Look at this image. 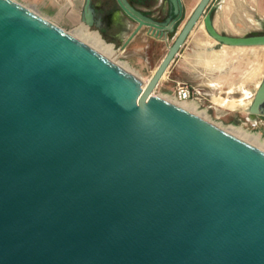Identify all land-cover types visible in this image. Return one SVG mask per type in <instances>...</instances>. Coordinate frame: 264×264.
I'll return each instance as SVG.
<instances>
[{"label":"water","instance_id":"95a60500","mask_svg":"<svg viewBox=\"0 0 264 264\" xmlns=\"http://www.w3.org/2000/svg\"><path fill=\"white\" fill-rule=\"evenodd\" d=\"M116 0L173 43L140 77L17 0H0V264H264V150L154 95L199 22L216 42L264 33L213 25L212 0L185 21ZM82 23L102 29L93 0ZM264 120V78L247 109ZM252 121V120H251Z\"/></svg>","mask_w":264,"mask_h":264},{"label":"rangeland","instance_id":"374dc122","mask_svg":"<svg viewBox=\"0 0 264 264\" xmlns=\"http://www.w3.org/2000/svg\"><path fill=\"white\" fill-rule=\"evenodd\" d=\"M17 1L54 22L50 14L38 10V7L30 0ZM251 19V22L240 20L243 25L236 28H225L222 33L233 36L264 33V26L259 24L260 21L253 16ZM83 28L90 32H98L106 43L113 46V53L109 55V58L140 77L144 82L151 78L161 62L160 59L130 58L127 52L121 51L116 43L106 39L96 27L84 26ZM64 29L78 36L79 28ZM193 31L191 40L182 47L175 66L170 72L168 71L155 89L154 95L177 102L175 99L177 87L180 83H185L194 89V98L187 103H194L197 106L195 112H203L204 114H201L206 119L226 130L236 127L264 139V120L251 121L246 109L250 104L248 100L252 101L259 83L264 78V46L230 47L222 45L210 38L203 24H198ZM174 39L175 35H170L169 42L163 50L160 45H152L149 52L161 54L166 52ZM243 96L249 98L245 100L246 103H244ZM227 98L242 100L243 103L240 106L228 108L217 101Z\"/></svg>","mask_w":264,"mask_h":264},{"label":"crops","instance_id":"0c3cea01","mask_svg":"<svg viewBox=\"0 0 264 264\" xmlns=\"http://www.w3.org/2000/svg\"><path fill=\"white\" fill-rule=\"evenodd\" d=\"M30 1L38 7V10L43 12L45 11L50 14L54 23L60 27H84V24L82 23V13L85 0ZM129 1L143 14L156 20H164L169 14L170 5L168 0ZM199 2L200 0H182L185 9V21L192 14ZM93 5L97 14L100 16V22L102 25V29L100 31L104 34L106 39L112 43H116L121 51L127 52L130 58H152L160 60L164 58L168 50L166 52H162V54L153 51L149 52V50L152 45H160L163 50L165 45L168 44L169 39H158L149 33L148 28H143L133 38L129 45L123 49L124 43L137 27V24L122 13L116 0H93ZM208 10H211L213 25L220 33H222V30L225 28L240 27L241 24L243 25L240 20L251 22L252 16L256 17L260 21V25L264 26V0H212ZM198 24L203 23L199 22ZM193 32L188 37L184 46L191 40ZM222 34L228 35L227 33ZM179 56L180 53L176 56L169 72L175 66ZM248 99V97L245 98V96H243L244 103H246L245 100ZM251 102L252 101L248 100V103L251 104ZM250 104L248 106H250ZM246 109H248V107Z\"/></svg>","mask_w":264,"mask_h":264},{"label":"bare ground","instance_id":"6f19581e","mask_svg":"<svg viewBox=\"0 0 264 264\" xmlns=\"http://www.w3.org/2000/svg\"><path fill=\"white\" fill-rule=\"evenodd\" d=\"M77 37L82 39L83 41L87 42L88 44H90L91 46H93L94 48L99 50L101 53H103L107 57H109V55L111 53H113V46L111 44L106 43L101 38L99 33L96 32V31L90 32L86 28L81 27V28H79V33H78ZM220 64H222V63H220ZM217 101H218V103L220 105H222L224 107H228V108L235 107V106L237 107V106H239V105H241L243 103L242 100H234V99H222V100L218 99ZM174 103H177L180 106H182V107H184V108H186V109H188V110H190V111H192V112L204 117L203 116V114H204L203 112H201L203 114L195 112L197 106L194 103L193 104H189L187 102H183V103L182 102H174ZM248 108H249V106H248ZM251 120H255V119H251ZM228 131L231 132L234 135H237L239 138H241V139H243L245 141H248V142L252 143L253 145H255V146H257V147H259V148L264 150V139H261L259 135L249 134V133H247L245 131L240 130V128H236V127H233L230 130H228Z\"/></svg>","mask_w":264,"mask_h":264},{"label":"built area","instance_id":"2783aa9c","mask_svg":"<svg viewBox=\"0 0 264 264\" xmlns=\"http://www.w3.org/2000/svg\"><path fill=\"white\" fill-rule=\"evenodd\" d=\"M194 98V89L185 83H180L177 87L175 99L177 102H189Z\"/></svg>","mask_w":264,"mask_h":264}]
</instances>
